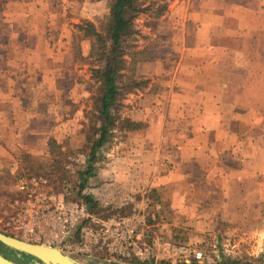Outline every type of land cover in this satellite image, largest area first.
Returning a JSON list of instances; mask_svg holds the SVG:
<instances>
[{"label": "crops", "instance_id": "0c3cea01", "mask_svg": "<svg viewBox=\"0 0 264 264\" xmlns=\"http://www.w3.org/2000/svg\"><path fill=\"white\" fill-rule=\"evenodd\" d=\"M58 2L0 0V28H13L12 32L1 29L2 36L7 33V41L0 43L1 130L21 127L19 117L31 114L27 95L32 73L27 72V66L32 62L34 66L46 65L42 60L43 56L48 57L42 28H64L63 32L72 35L71 29L68 30L72 28L70 21L63 19L61 14L68 15L75 10L77 17L98 24L100 18L109 13V9L100 7L104 0H95V5L89 10L85 9L84 2L78 7L74 6V0L65 2V6L58 5ZM255 10L262 14L260 11L264 6L260 5ZM71 21L76 19L71 17ZM15 28L35 33L38 40L18 44L19 48L30 47L33 52H29L31 60L27 59V62L25 57L15 55L17 66L14 67L10 64L13 59L10 50L15 49L11 45V39L18 31ZM33 28L41 30L33 31ZM4 49L9 51L1 52ZM83 56L84 59L79 61L75 55L63 52L52 61L61 69L79 71V67L86 69L92 64V60L86 57V49ZM196 60L199 67L194 64V58L192 62H186L188 72L177 75V70L172 84L163 92L147 90L137 96L139 103L132 115L142 126L135 131H124L115 147L105 151V165L90 178L86 188L97 201L109 199L108 202L113 204L131 194L137 195L141 189L147 190L151 204L149 240L158 244L161 238L167 245L157 246V258L152 261L128 264H221L225 260L264 264V229H259L264 225V142L252 148L248 146L241 152L238 150L239 141L231 135L235 131H230L239 120L234 118L236 111L253 113L261 106L249 102L240 107L239 100L264 97L263 86H255L256 90L246 83L240 86V75L234 70L240 63L230 56L225 59L207 55ZM210 63L216 70L233 71L227 82H221L223 85L216 80L212 82L211 73L214 72L209 68ZM155 65L147 66L151 68L146 70V73L151 72L148 75L157 74ZM46 77H40L39 82H52L49 86L52 97L47 103V109L52 110L47 112L59 116L67 107H74V101H70L73 88L69 90V84L63 77ZM250 80L254 82L255 79L252 77L247 81ZM249 123L246 125L255 126L253 121ZM31 127L28 126L30 130ZM73 128L78 132L77 124ZM78 136L82 137V133ZM0 144L2 146L4 142L0 141ZM43 144L47 146L46 141ZM1 149L0 160L10 152L6 147ZM3 167L0 174L5 173L1 170ZM249 226H256V229L246 232ZM168 244L185 245L190 254L193 250H203L206 259L203 262L193 259L184 262L186 255L170 250ZM227 245H231V251L225 248ZM223 246L225 250H220ZM80 261L89 264L87 258L81 257ZM92 262L120 264L117 261Z\"/></svg>", "mask_w": 264, "mask_h": 264}, {"label": "rangeland", "instance_id": "374dc122", "mask_svg": "<svg viewBox=\"0 0 264 264\" xmlns=\"http://www.w3.org/2000/svg\"><path fill=\"white\" fill-rule=\"evenodd\" d=\"M74 1L76 4L74 6L77 7L83 5L84 2L86 10L95 5V0ZM65 2H70V0H59L58 5L65 6ZM152 3H155L152 9L141 13L135 20V30L138 34L133 36L129 43L136 45V48L129 49L121 78V82L126 84H131L132 79L146 80V85L139 91L128 93L124 99L118 101L116 120L112 126L113 137L98 153L96 173L99 168L105 165L104 161L107 159V152L105 151H108L112 146L115 147V144L121 139L120 137H123V132L137 130L124 128L126 120L136 122L132 114L133 109L139 103L137 96L147 90L163 92L172 84V78L177 70V75L188 72L185 63L192 62V58H194V64L199 67L196 58L215 55L226 59L230 56L240 63L237 69H234L240 75L239 85L242 86L246 83L249 86H254L252 90H256L255 86L261 85L264 93V10L260 11L262 14L255 10L260 5L264 6V0L139 1L143 8ZM101 4V9H109V13L101 17L98 24L89 19L77 17L75 10H71L74 13H68V15L61 14L63 19L70 21L72 28H68V30L71 29L72 35L69 32L68 34L63 32L64 28H42L44 32L42 40L43 43H46L45 54L48 56H43L42 60L46 61V65L44 66L42 63V67L34 66L32 62L27 66V72L32 73V79L28 81L30 93L27 95L31 114H27L24 118L19 117L22 121H19L21 127H11L8 130H1L0 128V141L4 142L2 146L0 144V151H2L1 147H6L10 151L0 160V168L6 165L1 169L2 171L5 170V173L0 174V231L6 234L19 238L18 234L11 227H8L6 216L8 203L15 197L16 183L21 177L44 175L49 179L52 188L58 192L67 191L68 196H73V200L81 202V197L78 194L81 184L78 172L86 168L91 142L101 126L98 99L102 93L99 83L92 79V69L103 66V64H100L96 58L90 55L92 39L84 37V32L75 28L74 25L80 24L83 20H88L94 24L97 31L105 34L111 22V0H104ZM161 7H166V10L159 13ZM77 10L79 11L78 8ZM158 14L161 16L157 17ZM71 17H74L76 21H71ZM248 28L250 29L248 30ZM1 29L13 31V28H0V43L7 41V33H3L2 36ZM15 29L18 31L11 39L12 48L15 49L10 50L13 58L10 64L14 67L17 66V61L14 59L15 55L20 58L25 57L27 62L31 60L29 52L30 54L33 52L30 47L27 49L19 48L18 44L29 43L30 41L35 43L38 40L35 33H25L22 31L23 28ZM35 29L36 31L41 30V28H33V31ZM67 40L68 42H66ZM211 46L212 49L209 48ZM84 49H86V57L92 60V64L86 69L82 66L79 67V71L82 72L61 69L52 61V58L63 52L73 54L81 61L84 59ZM8 51L4 49L1 52L6 53ZM3 63L7 65L6 61ZM151 65H155L156 75H148L151 72L146 73V70L151 69L147 66ZM211 66L210 63L209 68L214 72L211 73L212 82L216 80L220 82L219 85H223L221 82H227V78L233 73L230 69L216 70ZM43 75L47 76V79L54 75L57 78L63 77L64 80H67L69 90L73 88L70 101H74V107H67L65 113H61L59 116L47 112L52 110L47 109L48 100L52 97L49 87L52 82L50 80L48 83L39 82ZM252 77L255 79L254 82L252 80L248 82L247 80L252 79ZM239 101L240 107L249 104V102L261 105L253 113L246 110L235 112L234 118L239 120L235 123L236 127L230 131H235L231 135L239 141L238 150L243 152L248 146L252 148L258 143L264 142V97H245ZM70 104L69 102L68 106ZM35 115L37 116L33 117ZM26 120L28 121L26 122ZM249 121H253L255 126L246 125L250 124ZM74 124L78 125V132L73 128ZM28 126H32V130ZM79 133H82V137L78 136ZM45 141L47 146L43 144ZM6 156H8L7 159ZM87 187H89V182ZM83 192V194H88L86 189ZM97 202V207L93 210L89 209L95 215L110 216L119 211L118 207H106L103 202ZM130 209L127 206L124 211L129 212ZM253 228L256 229V226H249L246 232H251ZM259 229H264V225L262 224ZM225 237L228 239L229 236L226 235ZM224 247L220 250L226 248L231 251L232 249L231 245ZM73 257L80 261L82 256L75 255Z\"/></svg>", "mask_w": 264, "mask_h": 264}, {"label": "built area", "instance_id": "2783aa9c", "mask_svg": "<svg viewBox=\"0 0 264 264\" xmlns=\"http://www.w3.org/2000/svg\"><path fill=\"white\" fill-rule=\"evenodd\" d=\"M15 193L7 206V225L27 242L59 247L71 256L120 264L152 261L157 258V246L167 245L161 238L158 244L149 240L151 204L146 189L116 204L109 199L103 202L106 207H118L110 216L95 215L84 203L69 198L67 191L54 190L44 175L21 177ZM127 206L129 212L124 211ZM168 245L186 255L184 262L206 259L203 250L190 254L185 245Z\"/></svg>", "mask_w": 264, "mask_h": 264}, {"label": "trees", "instance_id": "16d2710c", "mask_svg": "<svg viewBox=\"0 0 264 264\" xmlns=\"http://www.w3.org/2000/svg\"><path fill=\"white\" fill-rule=\"evenodd\" d=\"M139 1L111 0V22L105 34L97 31L94 24L88 20H83L80 24L74 25L75 28L84 32V37L92 39L90 55L96 58L100 64H103V66H97L92 69V79L99 83L102 93L98 99L101 126L91 142V147L87 154V166L84 170L78 172L81 181L78 194L81 197V202L91 210L97 207L98 202L91 195L83 194V191L87 188L90 178L96 174L99 151L113 137L112 126L116 120L118 101L124 99L128 93L139 91L146 85V80L132 79L133 82L131 84L121 82L123 66L127 62L126 55L129 49L136 48V45L129 43L131 38L138 34L135 30V20L141 13L150 11L155 4L152 3L143 8L140 6ZM165 10L166 7H161L159 13ZM160 16L159 14L157 15V17ZM124 126L127 130H135L142 125L132 120H126ZM70 196L69 198L73 199V196ZM0 253L18 264H28L35 261L34 257L15 251L2 243H0ZM221 264L240 263L235 260H225Z\"/></svg>", "mask_w": 264, "mask_h": 264}, {"label": "water", "instance_id": "95a60500", "mask_svg": "<svg viewBox=\"0 0 264 264\" xmlns=\"http://www.w3.org/2000/svg\"><path fill=\"white\" fill-rule=\"evenodd\" d=\"M0 243L15 251L34 257L35 261L30 262V264H82L75 257L62 252L59 247H49L45 245L34 244L6 234L2 231H0ZM88 260L89 264H92V261H97L91 259ZM0 264L18 263L0 253Z\"/></svg>", "mask_w": 264, "mask_h": 264}]
</instances>
